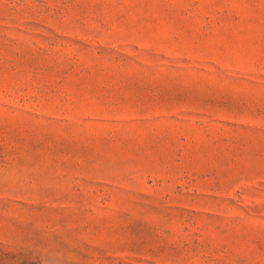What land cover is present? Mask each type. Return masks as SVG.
Returning a JSON list of instances; mask_svg holds the SVG:
<instances>
[{
  "label": "rangeland",
  "instance_id": "1",
  "mask_svg": "<svg viewBox=\"0 0 264 264\" xmlns=\"http://www.w3.org/2000/svg\"><path fill=\"white\" fill-rule=\"evenodd\" d=\"M0 264H264V0H0Z\"/></svg>",
  "mask_w": 264,
  "mask_h": 264
}]
</instances>
